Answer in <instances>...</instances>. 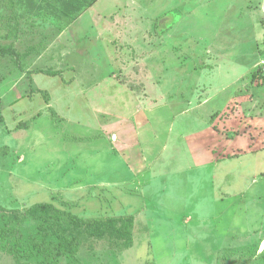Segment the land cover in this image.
I'll list each match as a JSON object with an SVG mask.
<instances>
[{
	"label": "rangeland",
	"instance_id": "rangeland-1",
	"mask_svg": "<svg viewBox=\"0 0 264 264\" xmlns=\"http://www.w3.org/2000/svg\"><path fill=\"white\" fill-rule=\"evenodd\" d=\"M54 12L0 0V215L132 217L54 264H264V0Z\"/></svg>",
	"mask_w": 264,
	"mask_h": 264
},
{
	"label": "trees",
	"instance_id": "trees-1",
	"mask_svg": "<svg viewBox=\"0 0 264 264\" xmlns=\"http://www.w3.org/2000/svg\"><path fill=\"white\" fill-rule=\"evenodd\" d=\"M39 0L35 3L27 0L32 10L50 8L57 17L72 22L84 10L97 0ZM25 213L38 220L33 233L25 239L20 232L21 216L0 215V249H6L15 258L31 259L37 257L40 264H54L57 258L74 253L81 244L85 233L97 237L109 234L122 238L126 246L132 242L130 227L132 217L125 218H92L83 220L67 210L59 209L48 202L33 204Z\"/></svg>",
	"mask_w": 264,
	"mask_h": 264
},
{
	"label": "built area",
	"instance_id": "built-area-1",
	"mask_svg": "<svg viewBox=\"0 0 264 264\" xmlns=\"http://www.w3.org/2000/svg\"><path fill=\"white\" fill-rule=\"evenodd\" d=\"M262 79L264 80V72L262 73Z\"/></svg>",
	"mask_w": 264,
	"mask_h": 264
},
{
	"label": "water",
	"instance_id": "water-1",
	"mask_svg": "<svg viewBox=\"0 0 264 264\" xmlns=\"http://www.w3.org/2000/svg\"><path fill=\"white\" fill-rule=\"evenodd\" d=\"M262 245H264V243H262Z\"/></svg>",
	"mask_w": 264,
	"mask_h": 264
}]
</instances>
